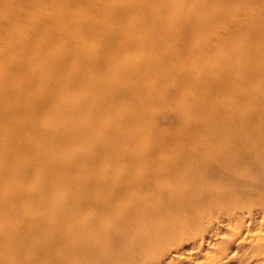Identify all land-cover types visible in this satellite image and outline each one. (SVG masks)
<instances>
[{
    "label": "bare ground",
    "instance_id": "6f19581e",
    "mask_svg": "<svg viewBox=\"0 0 264 264\" xmlns=\"http://www.w3.org/2000/svg\"><path fill=\"white\" fill-rule=\"evenodd\" d=\"M211 1L214 7L241 3L247 8L256 0ZM42 2L51 13L38 17L33 29L46 27L43 36L29 39L9 31L0 38V264H163L164 255L175 245L178 249L182 240L193 241L200 251L215 245L221 234L215 231L218 223L236 231L222 248L221 259L230 261L227 257L233 252H226L231 246L237 255L245 243H250V253L260 254L264 238L252 232L264 224V202L257 213L248 211L251 204L195 212L208 195L214 201L235 195L231 184L248 197L264 192V169L259 168V158L264 161V105L259 97L251 108L230 101L235 119L215 124L239 138L237 157L213 154L215 150L191 136L181 145L178 160L167 164L166 174L175 184L152 187V171L156 164L164 166V158L157 157L147 133L153 127L144 126L142 118L161 114L151 107L164 105V76L187 77L188 63L176 55L194 52L196 36L212 32L205 0H180L186 6L174 7L164 0H103L101 8L96 0ZM157 7L173 13L164 19ZM226 7L217 19L224 24L236 14ZM4 18L7 14L0 10V20ZM123 22L129 24L122 26ZM251 22L241 24L240 34H254L252 44L242 42L240 35L232 40L236 47L218 37L228 56L210 63L207 77L191 79L197 87L213 89L211 100L226 102L218 92L233 86L234 76H262L264 23L252 31ZM54 38L62 44L58 51L50 48ZM243 56L255 65L237 68L236 59L246 60ZM169 59L177 67H170ZM227 59L234 63V72L224 85L212 88L210 74L221 71ZM251 143L258 146L256 157L246 154ZM203 154L231 161L234 171L226 174L213 167L199 174ZM247 166L254 173L247 175ZM200 176L226 182L229 192L203 187L206 179ZM193 188L205 193L191 198ZM205 212L217 221L201 229L196 222L198 216L208 217ZM175 213L181 221L164 216ZM164 233L169 234L166 239Z\"/></svg>",
    "mask_w": 264,
    "mask_h": 264
},
{
    "label": "rangeland",
    "instance_id": "374dc122",
    "mask_svg": "<svg viewBox=\"0 0 264 264\" xmlns=\"http://www.w3.org/2000/svg\"><path fill=\"white\" fill-rule=\"evenodd\" d=\"M2 1L4 2H2V4L0 5V10L4 11L7 14V18L0 20V38L2 36V33L9 31L18 32L19 34L23 35L24 37H28L29 39L37 38V36H43L47 32L46 27L43 26H38L35 28V30L33 29L34 22L37 21L38 17L41 19H45L48 18L49 14L51 13L50 9L43 4L42 0H35L34 4H30L29 2L17 3L16 0ZM96 1L99 8H101L105 4L103 0ZM7 3H10V5ZM164 4H170L171 7L178 5L186 6L185 4L180 2V0H164ZM226 6L230 8L232 7L233 10H236V14L233 13L231 16L229 15L227 21L228 23L224 24L217 19L220 16L218 14L221 13L222 10L226 9ZM203 7L205 10V16L212 22L210 30L212 32L198 34L199 36L201 35V37H199L198 35L196 36V50L194 52L192 51L191 53H187L184 57L182 54L176 55L182 58L184 62L188 63V74H186L187 77H183L181 73L169 75V77L164 76V105L159 108L156 105H153L151 107L152 112L159 109L161 114H158V117H150L149 119L145 117L142 118L144 122V124H142L144 126L146 124L148 127H153L147 133L149 134V137H153L152 140H154V143L157 147V157L160 155L161 158H164V166H159V164H156L154 170L152 171L153 175L151 179L153 182L152 187H154V189L163 184L164 189H166L167 187L171 188L175 184L174 180H172L171 174H166V169L168 170L167 164L173 165L175 161L178 160L180 147L182 144H186L189 141V138L196 137L197 142L201 145L203 144L202 146H206L210 150H215L213 154H217L219 156L226 154L230 157H237L240 152L239 138L235 134H227L226 132H224V130L218 129V127L215 125L217 120H227L229 118L235 119L233 114L230 113L231 110L235 109V107H229L230 101H234V103L239 106H243V108H251L252 104L254 105L258 102L257 97H259L260 102L264 105V86L258 87L259 81H261V83H264V72L262 76L257 77V80H252L251 78L245 79L244 76H234L233 86H223L222 92L220 90L218 92L220 94H224L221 97L223 98V100L225 99L226 102L214 97L211 100V97L214 96L212 93L213 89L203 88L204 84L202 87H197L196 85L191 83V79L193 78H203L208 76V73L210 72L208 71V68L206 70V67L209 66L210 63L212 64L214 63L213 61L217 60L223 61L225 60L226 56H228L226 48L223 47L222 44L217 42L218 37L222 42L226 40L229 45H232L233 43L235 47L236 44L232 40L234 38H237V36L239 35L242 37V42L243 39H247L246 42H250V39L255 35L249 34L251 37L248 38V36L240 34L241 24L252 19L251 26H253L254 28L252 31H255L256 27L260 23H264V0L253 1L250 6H247V8L242 7L241 3H227L226 5L221 7H214L211 0H205ZM157 8L161 12H164V19L170 17V15L173 13L172 11L169 12L167 8H164V11L161 9V7ZM214 8H216L217 10H214ZM238 10L239 14L237 13ZM88 16L89 15H87L86 18L91 17ZM128 24V22H123L122 26H126ZM164 30L165 28H163L162 32H164ZM172 42L173 40H169L168 45H173ZM262 43L264 44V42ZM50 45L51 50L55 51H58L60 47H62L61 42L57 38L52 39L50 41ZM248 54L253 55V53ZM245 57L246 56H243V58ZM256 57L258 58V55ZM249 59L252 60L251 55H249ZM236 60L237 68L240 67L242 69H246L250 65H255L252 64V62L249 61L248 58L246 60L241 58ZM169 63L170 67H177V62L175 60L172 61L169 59ZM232 65L234 66L233 62ZM232 65L230 59H227V61L223 64L221 71H219L217 74H210L209 79L212 82V88H214V84L224 85V83L229 81V75L234 72V68L232 69ZM258 65L262 66V64ZM179 67L180 65H178V69ZM149 80L150 79H148V81ZM202 96L204 98L203 100ZM213 110L216 111V114L214 116H211L210 111ZM232 122L236 126H239V129L244 128V125H242L241 123H238L236 121ZM134 129L135 128H129L127 129V131H132ZM139 130L141 129L136 128L135 131L138 132ZM113 140L114 139H110L109 141L114 142ZM245 149L246 154L256 157V154L258 153L257 145H255L254 143L247 144V148ZM213 154H211L212 159L209 156L207 158L203 154L204 158L199 163L201 170L199 174L202 173L206 175V172L213 167L228 171L226 172V174H231L230 172L234 171L233 163L231 161L223 162ZM259 159L260 161L262 160V163L264 162L263 157H260ZM262 163H259L260 169H264V167H261ZM202 170H204L205 173H203ZM249 171L251 173H254L252 167L249 168L247 166V175L251 174ZM200 177L206 179L205 181L201 182V185L203 187L205 185H209V189L221 188L224 193L226 191L229 192V189H227L228 187L226 186V182L222 183L219 179L216 178L211 179L205 178L204 176ZM180 178L181 176L177 175L176 179L180 180ZM252 179L256 181V179ZM258 184H263L262 179H259ZM231 185L232 186L229 188L235 191V195L231 196L230 194H224V197H220V201H214L212 199L210 200L208 195L207 199L204 200V202L206 203L203 204L200 202L198 204V210L195 212H197L198 214L200 210H208L209 208L212 209L211 212L223 211L229 206L233 207L235 205L242 206L250 204L251 208H249L250 210L248 211H252L253 213L261 212L259 211L261 209L259 208V206L264 202V192H261L259 190V192L255 194V196L248 197L244 195V193L240 194L238 192L239 189L237 186L233 184ZM203 193H205V190H200V188H198V190H195L193 188L191 189L190 194L195 195H190V197H199ZM205 214L208 217L202 218L198 216L197 218L196 223L201 229H206L209 225H213L214 221H217L215 220V218L211 219L208 213L205 212L204 215ZM164 216H167L173 221H178L179 218L181 221V217L178 213L166 214ZM166 218H164V220H166ZM214 226L216 228L215 231L219 230V232H221V234H218L215 237V245H207L205 247L206 249L200 251L196 247L197 244H194L193 241L182 240L181 242H179L178 249V245H175L171 247L170 252L164 255L163 264H210L213 259H215V261L218 260L219 264H264V248L263 250H261L260 254L254 252L250 253V243H245L242 250L239 251L237 255H233L235 252V247L231 246V249L226 252V255L230 252H233L230 253L229 257H227V259L230 261L226 262L224 261L226 260L225 258L221 259L222 254H225L224 251L223 253L221 252L222 248L228 247L227 243L230 242V239L233 238L234 232L236 231H232L230 228L222 226L219 223L217 225L214 224ZM167 235L169 236V234ZM252 235H254L256 238L263 239L264 224L262 226L257 225L256 229L253 230ZM164 236H166L165 233ZM168 236L164 238L166 239Z\"/></svg>",
    "mask_w": 264,
    "mask_h": 264
}]
</instances>
